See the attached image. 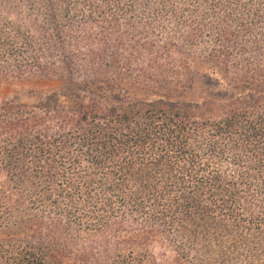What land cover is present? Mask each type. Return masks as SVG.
I'll return each mask as SVG.
<instances>
[{
  "label": "trees",
  "instance_id": "16d2710c",
  "mask_svg": "<svg viewBox=\"0 0 264 264\" xmlns=\"http://www.w3.org/2000/svg\"><path fill=\"white\" fill-rule=\"evenodd\" d=\"M43 81L0 97V264H264V0H0V87Z\"/></svg>",
  "mask_w": 264,
  "mask_h": 264
},
{
  "label": "rangeland",
  "instance_id": "374dc122",
  "mask_svg": "<svg viewBox=\"0 0 264 264\" xmlns=\"http://www.w3.org/2000/svg\"><path fill=\"white\" fill-rule=\"evenodd\" d=\"M60 87L58 84L50 83V82H32V83H4L0 87V97L2 98H9L11 97L17 90L20 89H32V90H40V91H46V90H58ZM202 90L199 87V85L195 86V89L192 91H186L182 96L180 97L181 100L186 101H193L197 100L200 96Z\"/></svg>",
  "mask_w": 264,
  "mask_h": 264
}]
</instances>
